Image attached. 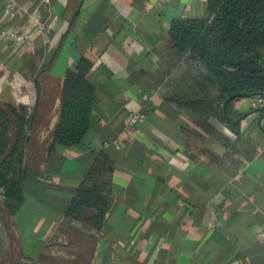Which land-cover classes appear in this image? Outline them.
<instances>
[{"label": "crops", "instance_id": "obj_1", "mask_svg": "<svg viewBox=\"0 0 264 264\" xmlns=\"http://www.w3.org/2000/svg\"><path fill=\"white\" fill-rule=\"evenodd\" d=\"M206 16V0H0V101L33 118L25 204L11 216L30 253L65 226L100 160L109 210L90 264H264V107L241 98L226 120L177 103L200 97L205 71L168 28ZM81 58L96 94L89 129L49 152L63 79Z\"/></svg>", "mask_w": 264, "mask_h": 264}, {"label": "trees", "instance_id": "obj_2", "mask_svg": "<svg viewBox=\"0 0 264 264\" xmlns=\"http://www.w3.org/2000/svg\"><path fill=\"white\" fill-rule=\"evenodd\" d=\"M206 1V17L177 18L168 28L175 51L199 62L205 71L197 81L198 89L203 92L200 97L193 101L177 100V103L201 114L230 120L235 101L264 96V0ZM91 67L88 59L81 58L65 74L49 152L57 146L79 144L89 129L96 101L95 88L88 80ZM32 123V112L26 106L0 101V189L11 216L22 211L25 204L23 181L29 169ZM100 169L111 171L104 161L93 163L64 211L65 226L76 224L81 231L93 234L95 246L88 264L95 259L94 252L100 245L97 235L104 228L109 210L105 187L93 178ZM17 225L26 251L32 241L26 237L20 219ZM41 236V233L36 235ZM40 244L41 240L33 242L35 252Z\"/></svg>", "mask_w": 264, "mask_h": 264}, {"label": "rangeland", "instance_id": "obj_3", "mask_svg": "<svg viewBox=\"0 0 264 264\" xmlns=\"http://www.w3.org/2000/svg\"><path fill=\"white\" fill-rule=\"evenodd\" d=\"M54 68L58 72L61 66L57 64ZM92 235L81 231L76 224L61 226L33 255L29 250L25 251L20 229L5 207L0 189V264H88L95 246Z\"/></svg>", "mask_w": 264, "mask_h": 264}, {"label": "built area", "instance_id": "obj_4", "mask_svg": "<svg viewBox=\"0 0 264 264\" xmlns=\"http://www.w3.org/2000/svg\"><path fill=\"white\" fill-rule=\"evenodd\" d=\"M2 35L6 34V32H1ZM11 37L13 38H20V36H16V34H14L13 32L8 33ZM7 35V34H6ZM5 35V36H6ZM248 104L251 108L256 109L259 107H264V96L263 95H257L253 98H249L248 99ZM135 120V117L133 118Z\"/></svg>", "mask_w": 264, "mask_h": 264}]
</instances>
